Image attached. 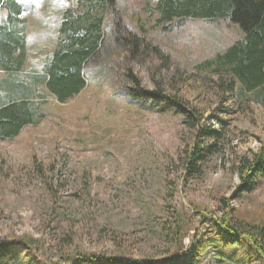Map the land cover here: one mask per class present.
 Returning <instances> with one entry per match:
<instances>
[{"label":"rangeland","instance_id":"1","mask_svg":"<svg viewBox=\"0 0 264 264\" xmlns=\"http://www.w3.org/2000/svg\"><path fill=\"white\" fill-rule=\"evenodd\" d=\"M48 1L57 4L56 11L38 21ZM74 3L28 0L26 16L35 25L29 32L53 48L63 13L59 5ZM155 7L154 0H117L104 11L99 8L105 18L103 53L101 61L87 65L86 89L65 104L40 100L47 115L40 124L24 127L12 140L0 139V245L34 256L23 242L33 238L41 247L39 264L60 263L61 239L78 221L71 228L75 234L66 236L74 239L68 251L78 247L102 258V264L111 257L163 264L169 245L162 227L171 214L166 210L191 202L218 211L219 200L226 198L240 219L264 222V181L253 194L233 198L239 160L264 149V107L250 94L231 91L229 78L198 69L241 39L242 31L229 20L190 19L171 29L158 27L151 15ZM130 31L144 37L148 47L136 49ZM43 56L30 63L40 68ZM133 90L158 91L162 101H131ZM0 99L8 100L4 88ZM174 99L202 126L224 133L220 151L208 158L201 177L182 172L195 132L175 115ZM29 254L16 250L10 256L32 261Z\"/></svg>","mask_w":264,"mask_h":264},{"label":"trees","instance_id":"2","mask_svg":"<svg viewBox=\"0 0 264 264\" xmlns=\"http://www.w3.org/2000/svg\"><path fill=\"white\" fill-rule=\"evenodd\" d=\"M58 1V0H57ZM70 1V0H64ZM76 11L66 10L59 25L56 49L40 60V68L26 65L27 25L22 19L24 6L18 0H0V89L7 91L8 100L0 99V139L12 140L26 126L41 123L47 115L40 100L55 99L60 104L74 99L88 86L90 77L86 74L88 63L101 61V44L105 38V18L98 12L106 9L107 4L114 5L117 0H75ZM156 7L151 15L156 16L158 27L171 29L186 21L229 20L242 31L241 39L234 42L223 53L206 61L198 69L201 72L217 73L219 79L229 78L230 90H237L239 97L250 94L253 100L264 107V0H154ZM49 2V1H48ZM83 7H86L84 10ZM121 26V21L117 23ZM126 28V27H125ZM124 28V29H125ZM29 29V27H28ZM123 29V30H124ZM127 29V28H126ZM122 30V26H121ZM136 49L143 48L144 37L128 32ZM128 38V39H129ZM157 54V49H155ZM160 57V55H156ZM105 64V63H104ZM25 69V70H24ZM100 75L98 71L92 70ZM93 74V73H91ZM131 101H162L160 92H140L133 90ZM161 98V99H160ZM47 101V100H45ZM135 103V102H134ZM43 105V106H42ZM146 105H143L145 107ZM176 116L183 118L194 131L195 139L191 150L181 160L185 177H201L208 158L220 151L219 142L224 133L210 125L204 127L195 114L188 112L179 100H171ZM222 125V120L218 119ZM50 171V170H49ZM39 172L43 174L42 169ZM239 185L233 198L253 194L264 181V149L253 157H243L236 167ZM53 196L54 190L49 188ZM55 197V196H54ZM218 211L194 203L181 204L173 208L167 222L162 227L168 242V249L163 252V264H203L199 259L211 258L207 264H264V222L255 223L240 219L229 200H219ZM79 219V218H78ZM76 215H71L70 222H75ZM69 226L65 237L61 239L63 249L55 264H102V258L85 254L78 247L66 256L74 245V239L66 237L73 233ZM189 239L188 245L185 240ZM29 251H21L15 245L2 243L0 258H7L0 264H39L40 245L33 238L23 239ZM119 247L118 250H122ZM29 254L32 261H26L20 255L13 260L10 256ZM6 255L7 257H2ZM48 264L46 261H44ZM106 264H140L139 261L112 258ZM146 264L152 263L146 259Z\"/></svg>","mask_w":264,"mask_h":264},{"label":"crops","instance_id":"3","mask_svg":"<svg viewBox=\"0 0 264 264\" xmlns=\"http://www.w3.org/2000/svg\"><path fill=\"white\" fill-rule=\"evenodd\" d=\"M24 2V4L22 2ZM27 1L28 0H20L19 2L24 6V13L22 15V19H25L26 20V25H27V38H28V42H27V45H26V65L24 66L25 69L30 66L31 68H36L34 65H32L30 63V59H36L38 57V55H48V54H51L57 47V41H58V33H59V26H58V33H57V36L55 38V43H54V47L52 48V45L51 43L49 42V45L48 44H43L42 41H37L33 35L29 32L31 31L30 29L35 27L34 23L26 16V13H27V10H26V6L28 5L27 4ZM57 5V4H55ZM54 4L50 2L48 3H45L41 10L38 11V15L39 16V19H37L38 21H42L43 18H51L50 16V12H55L56 11V6ZM78 5H75L74 4H69V5H59V9L61 11H63V13H61V18L63 17L64 13L66 12V10H72L73 12L76 11ZM33 7L32 5L30 6V8ZM41 12V13H40ZM38 18V17H37ZM60 25V23H59ZM29 27V29H28ZM31 46V47H30ZM24 69V70H25ZM39 69V68H38Z\"/></svg>","mask_w":264,"mask_h":264}]
</instances>
